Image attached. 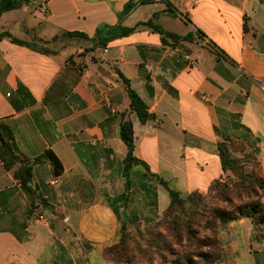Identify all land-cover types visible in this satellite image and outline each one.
Masks as SVG:
<instances>
[{
	"label": "crops",
	"instance_id": "crops-1",
	"mask_svg": "<svg viewBox=\"0 0 264 264\" xmlns=\"http://www.w3.org/2000/svg\"><path fill=\"white\" fill-rule=\"evenodd\" d=\"M152 27L180 40L163 45ZM0 34V123L27 160L58 161L32 166L33 196L0 161V264H110L121 223L152 224L169 205L149 174L205 193L225 177L219 142H242L264 171V0H25ZM119 74L152 120L130 110ZM123 120L149 169H133L126 208L111 202L125 191ZM218 241L216 264H264L251 219L219 222Z\"/></svg>",
	"mask_w": 264,
	"mask_h": 264
},
{
	"label": "trees",
	"instance_id": "trees-1",
	"mask_svg": "<svg viewBox=\"0 0 264 264\" xmlns=\"http://www.w3.org/2000/svg\"><path fill=\"white\" fill-rule=\"evenodd\" d=\"M25 0H0V16L19 7ZM127 8H130L128 5ZM145 26H151L145 24ZM161 36V43L167 45V38L177 43L180 38L166 34L156 27H152ZM86 38L84 35H74ZM8 37L0 34L1 38ZM190 34L183 40H189ZM109 38L99 40L98 47H105ZM129 98V107L141 123H146L154 117L148 112L145 103L131 89L129 80L119 74ZM119 135L127 148V157L123 168V194L113 199L114 204L126 203L130 189L128 172L132 167L140 166L148 173V167L133 156V132L130 121H121ZM244 145L240 147V157L232 154L229 141L217 144V155L225 177L214 180L205 193L193 192L186 197L161 178L149 174L155 182L162 186L169 197V205L161 218L143 229L146 238L139 232L138 239L127 235L125 222L121 223L116 242L105 248L103 256L110 264H134L135 259H146L152 264L155 254L161 249L171 252L176 247L179 252L171 264H216L222 256V248L218 241L219 222H234L242 218L251 219L259 233L264 234V171L255 155L244 152ZM45 159L50 160L56 167L58 161L50 152L32 161L20 155L10 129L0 123V161L6 171L13 170V178L18 181L33 196L34 192L28 187L32 180V166ZM17 168L14 169V167ZM225 178V179H224ZM141 225V224H140ZM206 251H203V250Z\"/></svg>",
	"mask_w": 264,
	"mask_h": 264
},
{
	"label": "rangeland",
	"instance_id": "rangeland-1",
	"mask_svg": "<svg viewBox=\"0 0 264 264\" xmlns=\"http://www.w3.org/2000/svg\"><path fill=\"white\" fill-rule=\"evenodd\" d=\"M162 24H164V26H166L167 28H170L171 30H174L175 33L177 34H181L183 31H185V27L184 25L180 24H176V23H168L165 19L162 21ZM229 144L231 145V149H232V154H234L237 157H240L242 155V150H240V147L243 145L242 142H238L235 139H230L229 140ZM253 155H255V153L252 152ZM256 156V155H255ZM135 167H132L130 172H128V177L130 179V181L132 180L133 183H138L141 180V175L140 174H134L133 169ZM123 173V172H122ZM225 179V178H224ZM121 205H123V207L126 208V203H121ZM121 207L118 208V210H120L121 215L123 214V212H125V209L123 208V210L121 209ZM126 213V212H125ZM42 216H44V213L41 214ZM123 218V216H122ZM126 220V219H125ZM125 226H126V231H127V235L129 237H132L133 239H138V234L139 232H142L143 229L145 228V225H140L131 221H125ZM142 238H146L145 233L143 231L142 233ZM171 252H168L167 250L161 249L158 254H155L153 256L152 259V264H171L172 261L176 258V253L179 252V249L176 247H171L170 248ZM203 251H206L205 249ZM196 262H198L199 264H203L202 261L197 260ZM134 264H147L146 263V259H142L140 258L139 260L136 258L134 261Z\"/></svg>",
	"mask_w": 264,
	"mask_h": 264
},
{
	"label": "built area",
	"instance_id": "built-area-1",
	"mask_svg": "<svg viewBox=\"0 0 264 264\" xmlns=\"http://www.w3.org/2000/svg\"><path fill=\"white\" fill-rule=\"evenodd\" d=\"M194 4H197V3H194ZM56 184H57V181H56V180H53V181L50 183L51 186L56 185ZM43 219H44V218H43L42 216H38V217L35 219V223H41Z\"/></svg>",
	"mask_w": 264,
	"mask_h": 264
},
{
	"label": "water",
	"instance_id": "water-1",
	"mask_svg": "<svg viewBox=\"0 0 264 264\" xmlns=\"http://www.w3.org/2000/svg\"><path fill=\"white\" fill-rule=\"evenodd\" d=\"M31 1H33V0H31Z\"/></svg>",
	"mask_w": 264,
	"mask_h": 264
}]
</instances>
